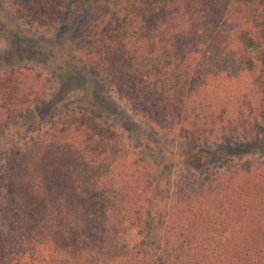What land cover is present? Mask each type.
<instances>
[{
	"label": "trees",
	"instance_id": "16d2710c",
	"mask_svg": "<svg viewBox=\"0 0 264 264\" xmlns=\"http://www.w3.org/2000/svg\"><path fill=\"white\" fill-rule=\"evenodd\" d=\"M6 1L50 28L66 10L92 14L74 61L155 132L201 142L264 133V0ZM5 79L0 124L29 96ZM46 124L5 150L0 264H264V160L179 176L149 241V167L83 116Z\"/></svg>",
	"mask_w": 264,
	"mask_h": 264
},
{
	"label": "rangeland",
	"instance_id": "374dc122",
	"mask_svg": "<svg viewBox=\"0 0 264 264\" xmlns=\"http://www.w3.org/2000/svg\"><path fill=\"white\" fill-rule=\"evenodd\" d=\"M92 20L87 11L74 15L66 10L63 21L50 28L15 13L6 0H0V76L22 82L29 95L25 96L26 103H16L8 112L9 119L0 124V174L7 161L5 150L17 149L29 138H36L51 117L72 112L102 128L116 130L127 154L144 162L153 173L154 187L149 206L142 214V228L145 239L154 241L167 194L179 176H199L239 158L264 160V133L256 139L201 142L155 132L145 120L117 102L105 84L82 72L74 61L72 42ZM18 71L24 74L23 79L16 81ZM11 89L19 92L17 84L12 83ZM3 100L0 98V106H4Z\"/></svg>",
	"mask_w": 264,
	"mask_h": 264
}]
</instances>
